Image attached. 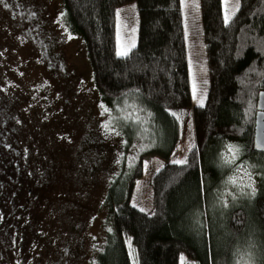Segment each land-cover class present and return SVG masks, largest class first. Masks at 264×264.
<instances>
[{
  "label": "rangeland",
  "instance_id": "1",
  "mask_svg": "<svg viewBox=\"0 0 264 264\" xmlns=\"http://www.w3.org/2000/svg\"><path fill=\"white\" fill-rule=\"evenodd\" d=\"M236 3L227 0L228 10ZM117 12L120 45L136 46V2ZM183 15L195 106L206 101L210 82L199 0H183ZM130 102L103 101L84 43L68 29L63 0H0V264H95L112 225L109 187L140 162L144 176L132 202L153 209L152 176L167 162L187 160L194 130L185 118L180 140L164 156L159 129L128 118L134 104L143 107ZM229 146L239 147L228 144V164L243 162L224 202H243L264 187V156L243 148L233 159ZM245 254L237 264H260L256 251ZM181 263L193 264L183 253Z\"/></svg>",
  "mask_w": 264,
  "mask_h": 264
},
{
  "label": "trees",
  "instance_id": "2",
  "mask_svg": "<svg viewBox=\"0 0 264 264\" xmlns=\"http://www.w3.org/2000/svg\"><path fill=\"white\" fill-rule=\"evenodd\" d=\"M132 1L137 43L118 56L117 10ZM199 3L210 82L206 101L193 106L183 0H63L68 29L84 43L105 104L139 101L143 107L134 104L128 118L159 129L164 156L180 140L185 118L195 137L186 164L167 162L152 176L153 209L132 202L144 176L141 162L113 179L106 197L112 225L95 264H182V253L193 264H237L254 251L264 264V187L243 202H224L243 162L228 164V144L264 156L253 143L264 89V0H240L227 24L223 0Z\"/></svg>",
  "mask_w": 264,
  "mask_h": 264
},
{
  "label": "snow or ice",
  "instance_id": "3",
  "mask_svg": "<svg viewBox=\"0 0 264 264\" xmlns=\"http://www.w3.org/2000/svg\"><path fill=\"white\" fill-rule=\"evenodd\" d=\"M225 6H226V11H225V23L227 24L233 15H235V11L238 10L239 8V0H237L236 5L232 8L231 11L228 10V4H227V0H225ZM117 17L119 18V12H117ZM132 32H135V29H132ZM117 42L118 45H120V34L119 31L117 33ZM135 47V41L132 40L129 44L127 45H120L117 51V55L118 56H127L129 51L131 50V48ZM193 90H194V94H195V83L193 84ZM202 103V101H201ZM229 151L233 153V159L235 158L236 154L238 153V149H235L234 146H229ZM174 164H179V165H183L187 163L186 158L183 160L177 159L172 161ZM233 183H235V181H233ZM226 206V205H225ZM141 211H143V209H141Z\"/></svg>",
  "mask_w": 264,
  "mask_h": 264
},
{
  "label": "water",
  "instance_id": "4",
  "mask_svg": "<svg viewBox=\"0 0 264 264\" xmlns=\"http://www.w3.org/2000/svg\"><path fill=\"white\" fill-rule=\"evenodd\" d=\"M258 112L256 115L254 149L264 152V90L258 96Z\"/></svg>",
  "mask_w": 264,
  "mask_h": 264
},
{
  "label": "flooded vegetation",
  "instance_id": "5",
  "mask_svg": "<svg viewBox=\"0 0 264 264\" xmlns=\"http://www.w3.org/2000/svg\"><path fill=\"white\" fill-rule=\"evenodd\" d=\"M14 17L15 16L13 15V18ZM260 91H262V89ZM260 91H259V93H260ZM259 93H258V96H259ZM257 106H258V97H257V102H256V111H255V120H254V136H255L256 115H257V112H258V107ZM253 143H254V140H253Z\"/></svg>",
  "mask_w": 264,
  "mask_h": 264
}]
</instances>
